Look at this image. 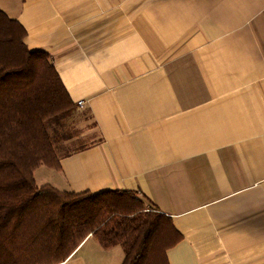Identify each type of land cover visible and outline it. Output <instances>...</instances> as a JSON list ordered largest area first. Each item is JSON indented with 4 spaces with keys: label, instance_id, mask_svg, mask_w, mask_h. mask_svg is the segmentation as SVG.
Listing matches in <instances>:
<instances>
[{
    "label": "crops",
    "instance_id": "1",
    "mask_svg": "<svg viewBox=\"0 0 264 264\" xmlns=\"http://www.w3.org/2000/svg\"><path fill=\"white\" fill-rule=\"evenodd\" d=\"M0 10L49 55L75 105L53 127L60 168H37V186L139 193L181 235L169 264H264V0H0ZM76 118L90 136L72 131ZM117 246L89 234L55 264H118Z\"/></svg>",
    "mask_w": 264,
    "mask_h": 264
},
{
    "label": "trees",
    "instance_id": "2",
    "mask_svg": "<svg viewBox=\"0 0 264 264\" xmlns=\"http://www.w3.org/2000/svg\"><path fill=\"white\" fill-rule=\"evenodd\" d=\"M0 10V264H55L89 235L121 264H169L181 235L170 217L131 190L37 186L40 166L59 170L53 127L75 108L46 52ZM147 207L149 210L147 211Z\"/></svg>",
    "mask_w": 264,
    "mask_h": 264
},
{
    "label": "rangeland",
    "instance_id": "3",
    "mask_svg": "<svg viewBox=\"0 0 264 264\" xmlns=\"http://www.w3.org/2000/svg\"><path fill=\"white\" fill-rule=\"evenodd\" d=\"M78 121H79L78 118H76L73 121L74 127L71 126L72 127V131L73 132H76V133H78L80 131L81 132L83 131L84 133H89V134H86V135L90 136L91 135V131H92V124H91L90 120L89 119H86V120H82L80 122H78ZM63 152H64V149L63 148H61V149H58L57 148L56 149L57 155L58 154H61V153L63 154ZM147 208H149V207H147ZM117 247L119 248V246H117ZM120 260L122 261V259H120ZM121 261H119L120 263H118V264H121ZM101 262L105 263V257H101ZM111 264H114L112 260H111Z\"/></svg>",
    "mask_w": 264,
    "mask_h": 264
},
{
    "label": "built area",
    "instance_id": "4",
    "mask_svg": "<svg viewBox=\"0 0 264 264\" xmlns=\"http://www.w3.org/2000/svg\"><path fill=\"white\" fill-rule=\"evenodd\" d=\"M77 106H78V107H82V106H83V101H81V100L78 101V102H77ZM146 210L148 211L149 208H147Z\"/></svg>",
    "mask_w": 264,
    "mask_h": 264
}]
</instances>
